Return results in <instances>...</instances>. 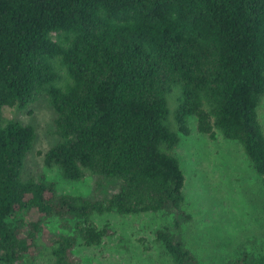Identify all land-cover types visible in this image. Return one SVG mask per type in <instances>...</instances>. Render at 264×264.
<instances>
[{
    "label": "trees",
    "instance_id": "16d2710c",
    "mask_svg": "<svg viewBox=\"0 0 264 264\" xmlns=\"http://www.w3.org/2000/svg\"><path fill=\"white\" fill-rule=\"evenodd\" d=\"M172 87L176 132L166 123ZM39 95L58 139L43 165L66 181H115L114 194L88 200L21 180L33 128L3 121L1 109ZM263 95L264 0H0V261L45 248L51 264H76L78 241L95 246L108 233L87 224L91 215L160 212L173 214L172 230L155 231V243L171 264H198L178 234L191 216L170 151L194 117L198 132L235 141L264 187ZM30 211L38 218L25 220ZM49 218L65 233L45 241ZM227 264H264V250Z\"/></svg>",
    "mask_w": 264,
    "mask_h": 264
},
{
    "label": "rangeland",
    "instance_id": "374dc122",
    "mask_svg": "<svg viewBox=\"0 0 264 264\" xmlns=\"http://www.w3.org/2000/svg\"><path fill=\"white\" fill-rule=\"evenodd\" d=\"M178 96L172 87L165 96L169 114L166 123L176 132L171 119ZM257 120L264 136V95L256 107ZM3 121H16L33 128L34 139L26 153L21 180L37 181L40 177L52 183L56 194L102 200L117 191L118 183L85 174L79 181L63 180L55 167L43 165V154L58 141L54 134L55 114L45 95L23 110L13 106L1 109ZM188 133H177L178 142L170 153L181 172L182 209L191 221L181 223L178 234L184 247L198 264H227L243 254L259 255L264 250V187L240 146L224 139L217 131L202 134L196 130V119H187ZM25 220L38 215L30 211ZM173 214L139 213L118 215L113 212L91 215L87 224L108 233L98 245L84 246L78 241L73 254L76 264H171L162 247L155 243L154 233L162 228L172 230ZM42 237L49 240L59 233L56 218L43 223ZM48 250L42 248L30 260L13 264H51ZM0 264H4L0 261Z\"/></svg>",
    "mask_w": 264,
    "mask_h": 264
}]
</instances>
